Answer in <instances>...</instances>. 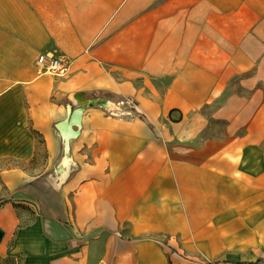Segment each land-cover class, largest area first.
<instances>
[{"label": "crops", "instance_id": "0c3cea01", "mask_svg": "<svg viewBox=\"0 0 264 264\" xmlns=\"http://www.w3.org/2000/svg\"><path fill=\"white\" fill-rule=\"evenodd\" d=\"M0 198L21 264H264V0H0Z\"/></svg>", "mask_w": 264, "mask_h": 264}, {"label": "built area", "instance_id": "2783aa9c", "mask_svg": "<svg viewBox=\"0 0 264 264\" xmlns=\"http://www.w3.org/2000/svg\"><path fill=\"white\" fill-rule=\"evenodd\" d=\"M36 62L37 64L40 65L41 70L43 72H48L54 75H63L67 72L68 69V64L65 59L53 55L42 53L37 57ZM82 102H84L83 105ZM86 102H87L86 100L80 102V106H82V110L85 107H88L85 104ZM115 104L116 106H114L113 110L108 108L107 106H103L102 108L106 112L116 115L132 116L136 113V102L132 97H126L124 99H121L115 102Z\"/></svg>", "mask_w": 264, "mask_h": 264}, {"label": "rangeland", "instance_id": "374dc122", "mask_svg": "<svg viewBox=\"0 0 264 264\" xmlns=\"http://www.w3.org/2000/svg\"><path fill=\"white\" fill-rule=\"evenodd\" d=\"M164 81H167V80H163L162 82H164ZM237 82H238V77L232 76V78L230 79V86H229L230 90H234V91H238L240 93H244L246 90L239 87ZM101 97H105L106 99H108V96H104L103 94L99 97H96V98H101ZM35 188L39 189L45 195L44 198L46 199V201L48 203L51 202V206H49V207H51L58 214L57 210H58L59 206L57 203L58 197L56 196V194L48 186H41L40 187L39 185H37L35 183ZM38 202L39 203L41 202L44 204V202L39 200V199H38ZM39 207H40L39 210L41 213H43L44 211L46 212V209H44V205H42V206L40 205ZM46 208L48 209L47 206H46ZM21 209H24V208H21ZM23 221H24L23 219L22 220L20 219L21 223ZM4 242H5V239L2 238V240L0 241V264H17L18 262H20V260H21L20 257H18V259H16V261L13 260L12 258L7 257V255L3 252L4 248H5ZM8 243H10V241H8Z\"/></svg>", "mask_w": 264, "mask_h": 264}, {"label": "bare ground", "instance_id": "6f19581e", "mask_svg": "<svg viewBox=\"0 0 264 264\" xmlns=\"http://www.w3.org/2000/svg\"><path fill=\"white\" fill-rule=\"evenodd\" d=\"M106 106L108 108H110V109L113 110L115 104H113L112 102H109L108 101L106 103ZM74 110H75V112H81L82 111L81 109H78V108L77 109H74ZM75 112L73 113V118L72 119L68 116L66 118H63L61 121L57 122L58 129L62 132L63 137H64V140H66L65 145H66V150L67 151H69V139L72 136H74L75 134H78V133H75V131L71 127L72 124H74L75 122H77V118H75V115H76ZM71 113H72V111L70 112V116H71ZM63 160H64V164L67 165V160L65 159V157H63ZM68 165H69V162H68ZM68 172H69V167H68ZM63 177H61V180L60 181H57V182H55V181L52 180V184L55 187H57L62 182Z\"/></svg>", "mask_w": 264, "mask_h": 264}, {"label": "water", "instance_id": "95a60500", "mask_svg": "<svg viewBox=\"0 0 264 264\" xmlns=\"http://www.w3.org/2000/svg\"><path fill=\"white\" fill-rule=\"evenodd\" d=\"M107 102H108V100L105 97H101V98H94L92 100H88L85 104L87 106H100V107H103V106H106ZM83 104H84V102H82V105ZM77 108L82 110V106H79ZM77 108H75V109H77ZM74 112H75V110L73 109L72 110V114L70 116L71 119L73 118V113ZM56 128H58V124H56ZM64 147H65V145H64ZM2 237H3V231L0 229V241L2 240Z\"/></svg>", "mask_w": 264, "mask_h": 264}, {"label": "trees", "instance_id": "16d2710c", "mask_svg": "<svg viewBox=\"0 0 264 264\" xmlns=\"http://www.w3.org/2000/svg\"><path fill=\"white\" fill-rule=\"evenodd\" d=\"M245 93H246V91H245ZM140 118L142 119V120H145V118H144V116L143 115H140ZM3 199L2 198H0V205L3 203ZM7 257H9V258H12L13 260H15L16 261V259H18V257H20V256H15V257H10V256H7ZM21 259V258H20ZM263 263V260L260 258V259H258V260H256L255 262H250V264H262ZM17 264H21V260H20V262H18Z\"/></svg>", "mask_w": 264, "mask_h": 264}]
</instances>
